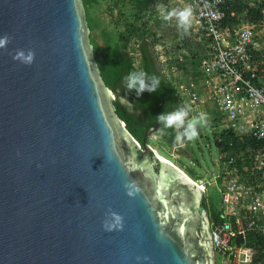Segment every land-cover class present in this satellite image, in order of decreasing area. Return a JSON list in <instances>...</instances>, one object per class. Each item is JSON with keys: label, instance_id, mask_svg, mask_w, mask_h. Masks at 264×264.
Here are the masks:
<instances>
[{"label": "water", "instance_id": "1", "mask_svg": "<svg viewBox=\"0 0 264 264\" xmlns=\"http://www.w3.org/2000/svg\"><path fill=\"white\" fill-rule=\"evenodd\" d=\"M0 37V264H215L204 192L145 156L157 120L140 144L118 117L83 1L0 0Z\"/></svg>", "mask_w": 264, "mask_h": 264}, {"label": "built area", "instance_id": "2", "mask_svg": "<svg viewBox=\"0 0 264 264\" xmlns=\"http://www.w3.org/2000/svg\"><path fill=\"white\" fill-rule=\"evenodd\" d=\"M177 1L191 7L195 32L207 51L195 78L184 81L182 70H174L172 82L183 104L213 102L222 131L236 136L228 138L225 150L218 147L215 178L223 209L221 220H210L215 255L220 264H264V7L257 23L245 18V9L232 12L237 22L224 23L226 6L234 0ZM190 178L205 195L209 181Z\"/></svg>", "mask_w": 264, "mask_h": 264}, {"label": "rangeland", "instance_id": "3", "mask_svg": "<svg viewBox=\"0 0 264 264\" xmlns=\"http://www.w3.org/2000/svg\"><path fill=\"white\" fill-rule=\"evenodd\" d=\"M153 5L152 11L154 12L149 21V26L151 33H153L152 39L155 41L154 51L162 70L167 77L174 81L172 75L174 70L169 69L167 61L170 59L185 60L192 54L202 60L207 51V43L196 34L192 16L187 31L179 25L176 16H171L167 20L164 19L165 12L179 11L184 8V4L177 0L175 2L153 0ZM84 10L85 16H87L88 37L93 46L102 43L103 33H108L111 37L116 38V34L123 29L124 22L131 15L132 6L131 0H87ZM155 18L160 21L159 24ZM177 45L180 48H175ZM135 47L136 43L131 42L128 51L134 56L136 63L139 55ZM186 68L190 69L189 65ZM182 73L180 79L184 81H187L191 76L190 71L184 74L183 70ZM184 105L190 109L186 119L200 113L206 114L207 122L198 126V136L192 140L183 138L178 147L169 145L160 138L158 133L154 132L147 139L148 147L156 156L160 154L166 157L172 165L182 168L192 178L209 181L204 195L206 204L212 210H219L222 202L219 191L220 185L215 178L216 173L219 172V148L216 140L224 127L222 115L211 101L196 106L188 103ZM215 258L216 263L220 264V256L217 253Z\"/></svg>", "mask_w": 264, "mask_h": 264}, {"label": "trees", "instance_id": "4", "mask_svg": "<svg viewBox=\"0 0 264 264\" xmlns=\"http://www.w3.org/2000/svg\"><path fill=\"white\" fill-rule=\"evenodd\" d=\"M84 8L87 0H82ZM92 1V0H91ZM132 11L129 18L124 22L123 29L116 34V38L111 37L108 33H103L102 43L93 45V53L99 68L101 77L108 88L114 93L113 104L118 117L124 121L128 132L141 144L144 132L147 128L152 127L156 122V107L161 102L158 108V114L161 112H169L178 107L185 106L179 96L175 84L166 76L162 70L157 54L154 51L155 41L152 39V34L149 26V21L152 18L153 0H131ZM264 7V0L257 3L256 6L243 3L239 0H234L229 3L225 9L226 22H236L235 14L232 12L241 13L246 10V19L249 22L257 23L262 18L261 9ZM87 20V16H86ZM157 24L160 23L155 18ZM136 43L135 49L138 52V59L135 63L134 56L128 51L129 44ZM175 48H180L177 45ZM188 59L176 61L168 60L169 69L184 70L187 73L190 71L191 78H195L196 69L201 63V59L195 54L187 57ZM189 65L190 69L186 68ZM180 68V69H177ZM144 70L150 75L155 74L160 77V86L155 92L145 90L139 96L136 89H128L126 82L123 81L124 76L130 71ZM189 77V78H190ZM124 96L132 104L131 110L126 105L121 104L120 98ZM159 129L156 131L160 138L168 144L174 145L176 131L175 129H166L163 134ZM221 137V142L216 140V144L221 149H226L229 137H236L229 131H220L218 134ZM235 143L238 141H234ZM148 143V142H147ZM237 144L241 145L240 142ZM243 145V144H242ZM149 161L154 162V167L159 168V160L149 151ZM203 204L207 206L203 195ZM210 220H221V210H212L208 207ZM264 254V252H262ZM217 264V263H216Z\"/></svg>", "mask_w": 264, "mask_h": 264}, {"label": "clouds", "instance_id": "5", "mask_svg": "<svg viewBox=\"0 0 264 264\" xmlns=\"http://www.w3.org/2000/svg\"><path fill=\"white\" fill-rule=\"evenodd\" d=\"M171 16H176L178 18L179 25L187 31L190 18L192 16L191 7H185L179 11L165 12L164 19L167 20ZM7 43V37H0V47L4 46ZM16 58H20L25 63H31L34 54L30 53L27 56H24L23 53H18ZM123 81L126 82V87L128 89H136L137 95L139 96L142 92L147 90L152 93L155 92L160 86V77L155 74H149L144 70L139 71H130L124 76ZM120 102L123 105H126L129 110L132 108V104L127 100L126 97L122 96ZM190 109L187 106L178 107L169 112H161L157 115L156 120L161 124L160 131L163 132L166 129H175V141L177 143L181 142L183 138L189 140L194 139L198 136V126L205 124L206 114L200 113L197 116H193L190 119H186L189 115ZM187 173V172H186ZM188 174V173H187ZM134 188V186H131ZM128 195H133V192H129ZM116 224H119L121 217L118 214H113ZM115 225H108L106 228L111 230ZM216 264V263H215Z\"/></svg>", "mask_w": 264, "mask_h": 264}, {"label": "flooded vegetation", "instance_id": "6", "mask_svg": "<svg viewBox=\"0 0 264 264\" xmlns=\"http://www.w3.org/2000/svg\"><path fill=\"white\" fill-rule=\"evenodd\" d=\"M161 71H163V70H161ZM178 144H179V143H176V144H174V145H172V146H178V147H179ZM169 145H171V144H169ZM145 156H146V157H149V153H146ZM186 188H187L186 186L183 187L184 190H186ZM202 201H203V200H202ZM205 207L208 209V206H205ZM208 215H209V225H210V214H209V209H208Z\"/></svg>", "mask_w": 264, "mask_h": 264}, {"label": "bare ground", "instance_id": "7", "mask_svg": "<svg viewBox=\"0 0 264 264\" xmlns=\"http://www.w3.org/2000/svg\"><path fill=\"white\" fill-rule=\"evenodd\" d=\"M157 156L161 159V160H163V161H165L166 163H168V164H171V161L169 160V159H167L166 157H164V156H162V155H158L157 154ZM189 178H190V176L187 174V173H185ZM191 179V178H190Z\"/></svg>", "mask_w": 264, "mask_h": 264}]
</instances>
